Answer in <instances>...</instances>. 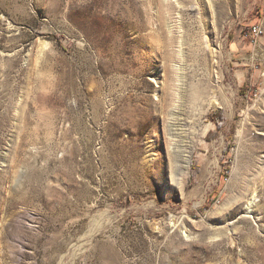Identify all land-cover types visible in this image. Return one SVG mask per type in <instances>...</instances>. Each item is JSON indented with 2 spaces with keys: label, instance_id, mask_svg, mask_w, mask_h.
<instances>
[{
  "label": "rangeland",
  "instance_id": "1",
  "mask_svg": "<svg viewBox=\"0 0 264 264\" xmlns=\"http://www.w3.org/2000/svg\"><path fill=\"white\" fill-rule=\"evenodd\" d=\"M0 264H264V0H0Z\"/></svg>",
  "mask_w": 264,
  "mask_h": 264
},
{
  "label": "built area",
  "instance_id": "2",
  "mask_svg": "<svg viewBox=\"0 0 264 264\" xmlns=\"http://www.w3.org/2000/svg\"><path fill=\"white\" fill-rule=\"evenodd\" d=\"M256 30H257L256 28H253V32H254V33H257Z\"/></svg>",
  "mask_w": 264,
  "mask_h": 264
},
{
  "label": "trees",
  "instance_id": "3",
  "mask_svg": "<svg viewBox=\"0 0 264 264\" xmlns=\"http://www.w3.org/2000/svg\"><path fill=\"white\" fill-rule=\"evenodd\" d=\"M219 116H220V113H219ZM221 120V119H220Z\"/></svg>",
  "mask_w": 264,
  "mask_h": 264
}]
</instances>
